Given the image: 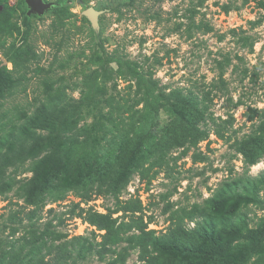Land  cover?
<instances>
[{"label": "rangeland", "instance_id": "rangeland-1", "mask_svg": "<svg viewBox=\"0 0 264 264\" xmlns=\"http://www.w3.org/2000/svg\"><path fill=\"white\" fill-rule=\"evenodd\" d=\"M45 1L55 6L37 17L26 15L24 0H0V184H7L0 191V236L11 243L26 238L16 243L17 262L30 260V233L38 236L47 224L63 240L96 244L103 231L77 217L80 209L108 215L118 227L130 223L134 207L155 238L175 229L195 233L197 251L151 241L142 254L127 243L138 235L132 230L114 254L99 259L73 252L68 264H147L146 257L218 264L203 256L211 252L224 264L255 263L260 255L251 253L249 236L264 220V185L253 193L244 188L264 175V145L253 165L239 148L257 134L264 143L258 131L264 121V0ZM88 8L96 13V29L84 16ZM171 92L181 96L176 105ZM49 97L75 107L69 120L77 128L65 136L80 146L57 140L49 150L26 151L29 144L21 148L12 136ZM183 99L201 112L197 128L205 139L190 144L194 131L187 129L181 147L169 138L184 127ZM213 121L232 123L225 139L215 135ZM140 124L148 128L141 140L133 137ZM132 138L137 142L128 153L139 152L126 157L125 177L115 181L111 168L130 149L119 143ZM93 146L99 156L89 154ZM194 153L204 160L194 162ZM52 170L58 184L45 190L34 220L26 219L33 209L25 203L28 181L42 186ZM208 232L213 236L205 238Z\"/></svg>", "mask_w": 264, "mask_h": 264}, {"label": "trees", "instance_id": "trees-1", "mask_svg": "<svg viewBox=\"0 0 264 264\" xmlns=\"http://www.w3.org/2000/svg\"><path fill=\"white\" fill-rule=\"evenodd\" d=\"M67 2L69 0H66ZM64 4L63 2H59L58 5ZM159 63V60H156ZM147 75L151 76L150 72H146ZM56 97V96H54ZM171 97L173 98V103L176 105L181 96L176 94L175 92H171ZM49 97L48 103L45 102L35 108L34 112L31 116L25 121L24 125L18 128V131L15 132V135L12 136L13 140H16L18 146L24 148L26 151L30 150H49L54 143V141H59L61 145H65L68 139L72 140V146L79 147L80 142L76 137L65 136L67 132H70L77 128L76 123L71 122L70 117H72L71 112L74 111L75 107L70 106L68 104L56 103L55 100ZM175 100V102H174ZM184 100V99H183ZM185 101V100H184ZM152 104V103H151ZM179 106L184 108L185 118H184V127H180L178 131L170 134L169 140L170 143L174 145H180L181 147L185 144L187 140L188 130L194 131L193 135L190 138V144L194 145L199 141H203L205 139L204 133L200 132L197 128V125L202 119L201 112L196 111L189 105L188 101L185 103L180 102ZM153 113V118L156 117L157 113L154 111V107H149ZM66 117L61 118L62 115ZM213 127L215 135L220 139H225L226 137V127H231L232 123L224 121L222 124H217L213 121ZM137 130H134V135L136 139H144L146 138V134L148 132V128L145 125H138ZM78 129L77 131L79 132ZM183 131V132H182ZM259 132H264V121L261 122L258 128ZM22 135V136H20ZM126 135V134H125ZM122 136V137H125ZM73 136V135H72ZM229 138V136H228ZM136 139L132 138L129 140H122L119 144H122L127 149V153L125 156H119L117 158V166L111 168V171H114V175L112 176L115 181H121L124 179V170L126 168V157H131L135 152H139V148L137 150L133 149L131 153H128L133 147V143L137 142ZM249 140H244L240 144L239 151L244 156L245 160L248 164L253 165L256 163V159L258 158L259 151L261 147H263L264 143L262 142V136L257 134L256 136L249 137ZM95 146H93L92 153L94 157L99 156L98 152L94 150ZM134 152V153H133ZM97 153V154H95ZM192 160L194 162L203 161L204 158L200 153L192 154ZM102 170H99V174ZM141 179H144L145 173L140 171ZM122 177V178H121ZM2 183V182H0ZM247 185L244 189H247L249 192H255L259 185H264V175L256 180H247ZM58 184V178L56 176V172L54 170L48 172L44 177V182L42 186H38L35 179H30L27 185H31L32 188L30 191L25 192L26 198L25 203L33 207L32 210L28 211L25 215V218L28 220H34L36 214L41 210V202L43 200L44 192L47 189H52ZM6 183L0 184V191L6 187ZM232 185H236L232 183ZM60 197V196H58ZM56 199H63L58 198ZM87 197V190L84 191L80 195V198L85 200ZM135 205V204H134ZM75 206L71 209V213L74 214ZM133 215L131 217L130 223L126 226H115V221L111 220L108 215H100L95 212H92L91 209L83 210L80 209L76 215L84 219L88 224L95 227L97 231H103L102 234H97L100 236L101 241L92 244L88 239H84L81 237H73L70 240H63V235L59 232H55L51 230L50 224H47L43 231H41L38 236H36L35 232H31L30 236L32 237L31 241L28 242L29 251L28 255L30 260L28 262H17L19 258L20 246L16 243L20 242L21 238L12 242L7 239V237L0 236V264H68V262L72 258L73 252H77V255L81 256L82 254H95L99 259H103L108 255L114 254V248L123 242V236L127 233L135 230L138 232V235L127 238V243L136 245L144 254V252H148L151 246L160 244L165 245L170 242L176 243V245H185V249L189 251H197L195 247L198 246V238L195 233L192 236H186L181 233L180 229L171 230L167 235H164L160 238H155L153 236L152 231H145L147 226L143 224L136 208H132ZM51 211V210H50ZM83 213V214H82ZM18 213H14L11 218H17ZM4 226L0 229V234L3 233ZM213 235L206 234L205 238L212 237ZM26 238H23L21 242H24ZM250 245L249 249L252 252L256 251L260 257L253 264H260V259L264 257V220L262 224L258 227L257 230L251 232V236H249ZM11 243V245H9ZM256 245L258 247H256ZM10 246V247H9ZM171 247V246H170ZM191 247V248H190ZM172 248V247H171ZM211 252V251H210ZM209 252V253H210ZM195 253V252H194ZM212 253V252H211ZM203 256L206 260L214 261V263L224 264V261L221 257L214 256L213 254ZM142 261H145L147 264H163V262L154 257L145 258ZM122 262V261H121ZM118 264H123V263ZM111 264H117L116 262H112ZM264 264V262H263Z\"/></svg>", "mask_w": 264, "mask_h": 264}, {"label": "water", "instance_id": "water-1", "mask_svg": "<svg viewBox=\"0 0 264 264\" xmlns=\"http://www.w3.org/2000/svg\"><path fill=\"white\" fill-rule=\"evenodd\" d=\"M24 4L27 8L26 15L37 17L43 16L45 12L49 11L55 6V3L47 2L45 0H24ZM84 16L90 21L92 27L96 29V13L91 8H88L84 11Z\"/></svg>", "mask_w": 264, "mask_h": 264}]
</instances>
